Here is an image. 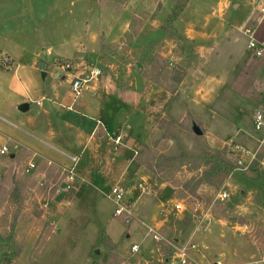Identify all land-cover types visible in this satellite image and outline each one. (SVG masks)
Here are the masks:
<instances>
[{
  "label": "rangeland",
  "instance_id": "obj_1",
  "mask_svg": "<svg viewBox=\"0 0 264 264\" xmlns=\"http://www.w3.org/2000/svg\"><path fill=\"white\" fill-rule=\"evenodd\" d=\"M218 1L189 0L178 17H196L192 21L202 25L201 18L208 14L221 15L218 23L215 15L210 17L215 24L207 25L206 32L200 26L194 40L182 34L181 19L174 22L176 34L192 41L190 45L178 43L177 35L162 29L176 0H0V60H10L8 54L16 55L22 65L34 59L36 74L29 77L25 70V76L48 100L51 87L79 97L73 82L67 83L73 73L61 66L69 65L79 78L99 69L101 75L82 91L96 85L108 98L112 95L115 111L106 125L112 145L108 151L133 157L134 167L140 168L139 179L125 191L120 183L115 185L116 175H98L80 150H66L54 141L39 143L37 134L9 115L22 96L13 80L0 77V117L5 121L0 120V131L20 143L0 137V147L5 139V146L17 155L14 161L0 156V264L3 257L11 264H176L171 251L178 243L195 246L197 264L263 263L264 194L250 181L264 179L263 154L258 158L262 164L251 173L235 168L220 183L198 184L205 168L197 158L200 150L210 156L224 150V160L235 166L231 144L255 151L262 138L253 129L252 116L262 109L263 75L251 77L254 60H245L250 56L247 38L229 27L248 13V0H225L229 5L221 14L210 11ZM232 5H239L242 13L235 17ZM221 29H229L239 40L223 38ZM40 64L45 66L43 78ZM12 68L1 66V71L11 74ZM181 75L187 81L186 93L174 95ZM36 95L26 102L30 111L19 116L34 115ZM198 102L206 112L194 107ZM192 122L203 136L193 134ZM117 136L121 143L129 141L132 151L120 149L114 142ZM30 145L39 146L52 163L32 158L34 150L26 148ZM74 156L75 165L69 161ZM153 157L160 158L161 167L155 164L151 172L146 166ZM29 161L35 169L26 173ZM68 171L75 182L65 191L61 188ZM113 185L124 190V198L133 194L130 203L138 196V211L128 204L133 216L128 223L125 214L114 216ZM222 191L228 194L224 202L217 200ZM178 203L182 211L175 209ZM198 222L204 231L197 228ZM149 227L161 241L147 235ZM132 246L138 247L137 253H131Z\"/></svg>",
  "mask_w": 264,
  "mask_h": 264
},
{
  "label": "crops",
  "instance_id": "obj_2",
  "mask_svg": "<svg viewBox=\"0 0 264 264\" xmlns=\"http://www.w3.org/2000/svg\"><path fill=\"white\" fill-rule=\"evenodd\" d=\"M228 5L229 2L227 3L225 0H219L218 2H216L215 5L211 7L210 11L217 9V11H219V14H221L220 12L221 9L226 10ZM248 5L250 7L248 13L245 16L244 14L240 16L238 20H236L234 23L231 24V26H229L232 29L233 28L236 29V32L242 37L244 36L240 33L239 28L242 25H244V23L248 20V17L250 16L251 5L249 0H248ZM230 8H231L230 12H233L235 14V17L237 16V14L242 13L241 12L242 8L239 5H232V7ZM214 15L217 17V20L214 22L218 23L217 21L221 20L222 17L221 15H216L215 13H210L204 18H201L202 25L195 24L194 19H196V17H193L194 19L192 20L194 21L192 20L184 21V19L180 17L177 20V22L181 19L179 23H181V26L184 25L185 26L181 28L182 31L181 29L180 31L185 37H187V39H189L188 37H191L190 39L194 40V35H197L196 30L199 29L200 26L202 27L204 26L205 28L204 31L206 32L208 27L207 25L215 24L214 22H211L210 19V17ZM228 15H227V20L229 21L230 18H228ZM203 22L206 23V26L203 25ZM228 24H230V21ZM228 30L221 29L220 32L223 35L222 37L228 40L231 39L233 42H237L239 39L236 36H235L236 38L231 37V35L228 33ZM214 34L215 32L212 31L211 33L208 34V38L211 40V37ZM255 37L259 41L264 39V20L259 26H257ZM8 57H10L11 64H13V68L10 70L12 71V73L7 74L2 72L0 69V77L1 78L8 77L10 78V81L13 80V82L18 86L22 99H20L16 103V107L22 104H27L29 106L27 112H29L30 105L26 103L27 101H30L29 96H31L34 93L37 94L36 97L39 98V100L37 101V103L39 104L37 105L36 103L37 109L33 116H19V114L17 113H22V112H19L18 108L16 112L14 110L9 115H11L14 118H17L22 127L25 126V128H28L31 132L37 134V136L39 137L37 141H39V143L41 142L40 139L47 141H54L57 142V144H60L61 147L66 150H70V151L80 150V153L83 155H87V157L90 158L89 160H91L90 163L94 164L96 169H98V175H103L104 178L112 177L116 175V178L114 177V180H116L115 185L120 183L125 191H127L129 187H133L135 180L139 179L138 176L140 174L139 171L140 168H138V166L134 167L136 163L135 162L133 163V157L129 158L127 155L125 156L124 153L122 152H115L112 154L110 153V151H108L112 145L110 144L109 141H107L108 131L106 130L107 129L109 130L110 126L108 127L106 125L109 119V115L111 116V112L115 111L114 106L111 103L114 100L113 98H111L112 95L108 98V96L102 93L101 90H96L95 88L96 85H93L94 87H88L89 89H87L86 91L85 90L82 91L81 95L78 98H73L72 94L64 93L62 95V93L57 92L54 87H51L53 90L51 91L50 97H49L50 92L47 94L49 97L48 100L44 91L39 90V88L36 86H34V88L30 87L32 83L30 82L29 78L25 76V70H29L30 73L29 77L31 76V74L32 76L36 74V68H35L36 61L33 59L31 62H26L25 65H22L23 61L19 59L16 55L8 54ZM249 59L254 60L253 63L254 66L251 71V77L256 78V76L263 75L262 79H264V60L255 59L252 58L251 56H249L245 60L248 61ZM68 72L73 73V76L70 75L71 77L69 79V82H67L68 85H71V82H73L76 78H79V76L77 75V72H75L74 70ZM58 74L59 75L56 76L57 78L61 76L60 73ZM64 78L65 77H62V79ZM179 83L180 84L177 90L175 91L174 95H176L177 93L185 95L186 87L184 88V85L187 83L186 78H184L183 80L181 79ZM260 84L262 85L263 88L262 92L264 93V80L263 83ZM105 86L106 85H104V87ZM40 91L42 92V94ZM155 93L157 94V96H159L160 91H155ZM113 97L115 98L116 102L120 100V97L118 99L116 95H113ZM17 98L18 97H16V99ZM187 103L190 104L188 101ZM198 103L199 105L195 104L194 107L198 106L200 112L201 111L206 112V109L203 110L202 104L200 102ZM258 110H263V109H258ZM0 120H2V122H5L4 119L1 117ZM239 131H236L234 135L237 136L238 135L237 133H239ZM5 136L6 135L2 131H0V137L5 138ZM251 138H254L252 134H251ZM241 139L242 138L240 137V140ZM6 140L10 143L13 142L17 146H19L18 144H20L18 141H16V139L13 140L10 136L9 137L6 136ZM4 141L5 139L3 140L0 149L2 147H7L8 150H10L8 146H5L7 144ZM38 147L39 146L30 145L29 147L26 148L28 150H34L32 158L38 156L44 162L51 164L52 161H50L45 156V154L43 155L42 151H38L37 150L39 149ZM13 149H15V147H13ZM120 149H123L124 151L127 152L129 150L132 151V146L129 145V141H128L127 143H121ZM12 155L13 158H10V156ZM9 158L10 161L11 160L14 161L15 159H17V155L13 151H9ZM77 162H78V158H77ZM129 167H132L130 171L128 170ZM40 176L43 175L40 174ZM83 178H86V176H83ZM115 185H113V187ZM128 193L126 194L123 202L125 207L128 208L130 206L128 204H132L129 208L138 211L136 207L138 196L135 198L137 200L133 201V203H130L133 194L129 195ZM138 193L139 192L137 191V193H135V196ZM259 258L262 260L263 257L262 258L259 257ZM259 258H257V260ZM261 264H264V260L263 263L261 262Z\"/></svg>",
  "mask_w": 264,
  "mask_h": 264
},
{
  "label": "built area",
  "instance_id": "obj_3",
  "mask_svg": "<svg viewBox=\"0 0 264 264\" xmlns=\"http://www.w3.org/2000/svg\"><path fill=\"white\" fill-rule=\"evenodd\" d=\"M251 5L250 16L248 20L239 28L240 33L247 38V46L246 50L250 53V56L255 59L264 60V39L259 41L256 39V28L259 26L264 20V0H249ZM0 65L4 69L11 68V61L8 58H3L0 60ZM61 69L64 71H71V67L65 64L64 67L61 66ZM101 75V71L97 68H93L89 72V76L86 78H76L72 83V90L75 94V97L80 96V92L83 90L85 85L88 84L89 81L96 80ZM39 103H37L38 105ZM253 129L255 132L262 133L263 136L259 141L258 148L255 151H250L238 145H233L232 155L233 161L236 170L241 172H246L250 169V167L254 163H260L259 155L262 153V159H264V112L262 110H257L254 112L253 117ZM122 137L117 136L115 138V144H121ZM229 148V147H228ZM9 155V150L7 147H2L0 149V156ZM70 162L74 165L77 163V158H69ZM244 159H248L247 163H244ZM262 164V162L260 163ZM35 169V165L33 162L29 161L26 164L25 172L29 173L31 170ZM68 174L65 177V182L62 190L69 191L75 182V176L72 171L66 172ZM111 200L115 205L114 216H121L123 214L126 215V222L133 217L132 213L127 207L123 204L124 202V190L121 187L114 186L110 192ZM228 198V194L225 191H222L218 194L217 200L220 202H224ZM176 210H183L182 204H175ZM197 228L204 231V229L200 228L199 222L197 224ZM147 235L151 237L154 242H159L162 239L159 234L154 230V228L149 227L147 229ZM195 249L194 245H190L189 243L180 245L179 243L175 246L172 245L171 256L172 259L176 262V264H197L194 260L192 251ZM131 253L135 254L138 251L137 246L131 247Z\"/></svg>",
  "mask_w": 264,
  "mask_h": 264
},
{
  "label": "trees",
  "instance_id": "obj_4",
  "mask_svg": "<svg viewBox=\"0 0 264 264\" xmlns=\"http://www.w3.org/2000/svg\"><path fill=\"white\" fill-rule=\"evenodd\" d=\"M189 0H176L174 6L171 9V12L169 16L167 17L165 21V27H163L164 32H169L171 35H177L176 31L173 27L174 22L178 19V17L181 15L183 10L186 8ZM166 30V31H165ZM178 36V35H177ZM179 37L178 43H188L190 45H193L192 41H188L181 36ZM1 69V68H0ZM2 70V69H1ZM248 73V72H247ZM182 75L178 80H180ZM262 100L260 101L261 108L264 110V96H262ZM262 110V111H263ZM264 112V111H263ZM188 117H190L188 115ZM225 149V148H224ZM224 150L219 151L217 150L214 155L210 156L208 152L204 150H200V155L197 157L204 163V170L201 175V181H198V184L203 182L211 185L212 183H220L224 179H226L228 176L232 174V172L235 170V166L224 160V156H222ZM191 157L190 155L186 154V157ZM160 159V158H159ZM158 158L153 157L150 159L149 164L146 166V168L153 172L155 169V164L159 167H161V163L159 162ZM138 161V158H137ZM142 165L145 166L144 163L140 162ZM164 163V162H163ZM163 165V164H162ZM172 165V164H171ZM257 167V163H254L250 169L248 170V173H251V171H254V169ZM250 181L258 187L261 193L264 194V179L261 176H256L255 178L250 177ZM197 184H195L196 186ZM1 261H3L2 264H11V260L9 257H3L1 258Z\"/></svg>",
  "mask_w": 264,
  "mask_h": 264
},
{
  "label": "water",
  "instance_id": "obj_5",
  "mask_svg": "<svg viewBox=\"0 0 264 264\" xmlns=\"http://www.w3.org/2000/svg\"><path fill=\"white\" fill-rule=\"evenodd\" d=\"M40 68H41V76H42V78H43V77L46 76V73H45V71H44L45 66L42 65V64H40ZM140 68H141V65H140L139 63H136V69L139 70ZM57 75H59V74H57ZM28 108H29V106H28L27 104H22V105H20V106L18 107V110H19V112L24 113V112H27ZM191 130H192V132H193V134H194L195 136H197V137H201V136H203V132H202L201 129L197 126V124L194 123V122L191 123ZM10 158H13V155L10 156ZM94 253H95V254H98L97 251H95Z\"/></svg>",
  "mask_w": 264,
  "mask_h": 264
}]
</instances>
